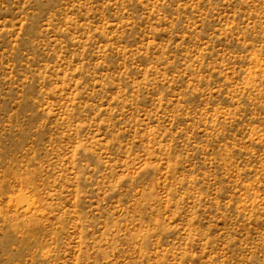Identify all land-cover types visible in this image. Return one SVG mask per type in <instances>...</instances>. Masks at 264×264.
I'll return each instance as SVG.
<instances>
[{
	"label": "rangeland",
	"instance_id": "rangeland-1",
	"mask_svg": "<svg viewBox=\"0 0 264 264\" xmlns=\"http://www.w3.org/2000/svg\"><path fill=\"white\" fill-rule=\"evenodd\" d=\"M0 264H264V0H0Z\"/></svg>",
	"mask_w": 264,
	"mask_h": 264
}]
</instances>
